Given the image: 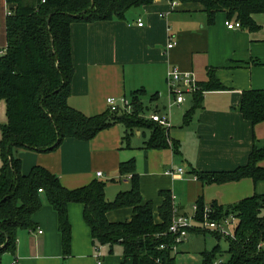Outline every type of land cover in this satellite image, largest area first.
I'll use <instances>...</instances> for the list:
<instances>
[{"label":"crops","instance_id":"obj_1","mask_svg":"<svg viewBox=\"0 0 264 264\" xmlns=\"http://www.w3.org/2000/svg\"><path fill=\"white\" fill-rule=\"evenodd\" d=\"M6 10L7 5L0 32L4 36ZM261 14L253 15L261 27L259 30L229 29L225 13H218L215 22L209 24L200 5L180 2L172 9L168 0H155L150 5L130 9L122 19L74 22L71 46L75 72L68 104L95 116L108 110L109 97L119 102L126 99L130 104L139 93L151 107L148 118L153 114L167 117L169 114L170 146L147 148L150 132L141 129L135 130L127 145L125 127L115 124L90 140L67 137L53 151L19 153L23 173L28 174L36 165L45 167L70 189L105 177L110 181L105 189L106 198L114 200L118 193L132 187V175H121L119 168L134 159L141 193L146 201L153 202L156 221H160L158 210L163 190L171 192L174 209L188 215L199 201L205 206L229 208L254 194L263 195L264 180L255 183L245 178L220 184L206 183L201 178L203 174L244 167L254 147L264 148V122L253 125L238 108L244 91L264 89V14ZM171 37L176 45L168 48ZM174 67L192 73L197 84L209 81V71L215 69L216 77L227 89L206 91L202 107L191 110L194 93L187 94L182 103L175 102L171 93L168 73ZM135 135L147 138L138 144ZM259 165L264 168V160ZM179 169L183 173L176 174ZM169 170L176 171V175L169 174ZM178 190L182 191L180 195ZM107 216L112 222H125L132 218L133 210L123 207L109 211ZM69 217L73 224L69 257L63 255L57 213L44 203L34 216L36 229L29 230L25 237L22 232L16 254L4 253L0 264H11L15 259L17 264H133L131 258H125L123 248L119 249L122 246L97 247L93 243L82 204L71 203ZM43 225L52 233L43 229ZM206 232L195 222L176 253H183L194 238L200 241V235ZM205 251H200L198 259L190 264H203ZM175 257L176 264H189L178 260L177 254Z\"/></svg>","mask_w":264,"mask_h":264},{"label":"trees","instance_id":"obj_2","mask_svg":"<svg viewBox=\"0 0 264 264\" xmlns=\"http://www.w3.org/2000/svg\"><path fill=\"white\" fill-rule=\"evenodd\" d=\"M154 1L0 0V31L4 6L7 5L4 12L6 43L0 44V101L4 100L7 106V120L1 126L0 135V258L7 252L15 254L20 229H36L34 216L45 202L57 213L63 255L69 257L73 241L69 205L80 203L97 247L120 245L125 258H131L133 264H176L172 249L174 238L168 232L174 217L173 196L168 190L161 191L160 221H156L153 202L146 201L141 193L140 175L134 159L122 163L119 168L121 175H132L131 189L109 200L105 194L107 181L96 179L70 189L62 185L57 174L45 167L36 165L28 174L23 173L22 160L14 154L15 148L53 151L67 137L90 140L115 124L125 127L127 145L135 130L141 129L150 132L147 148L170 146L169 131L147 117L151 107L145 104L139 93L128 107L120 111L108 108L95 116H88L68 104L75 72L72 24L122 19L130 9ZM179 1L200 5L207 13L209 24L215 22L218 13H225L227 20L240 21L242 28L251 31L261 28L253 15L264 14V0ZM209 75V81L198 84L200 89L194 93L191 110L202 107L206 91L227 89L216 77L215 69H211ZM238 108L253 125L264 122V89L244 91ZM263 160L264 148L254 147L244 167L203 174L201 178L206 183L221 184L245 178L257 183L264 180V168L259 165ZM197 205L198 218L202 219L205 204L199 201ZM123 207L132 208V218L125 222L110 221L107 213ZM212 207L215 217L223 219V213L229 215L232 209L238 219L235 237H226L229 258L221 264H264V245H261L264 244V194L247 197L225 211L217 205ZM213 235L218 240L222 238ZM162 244L167 247L161 248ZM216 256V252H202V263L213 264Z\"/></svg>","mask_w":264,"mask_h":264},{"label":"built area","instance_id":"obj_3","mask_svg":"<svg viewBox=\"0 0 264 264\" xmlns=\"http://www.w3.org/2000/svg\"><path fill=\"white\" fill-rule=\"evenodd\" d=\"M170 6L172 9L176 8L179 4V0H172L170 1ZM165 14H161V16H164ZM139 25H143L142 21L138 22ZM226 25L229 29H238L241 28L240 21L236 20H227ZM176 45V42L171 37L168 42V48H172ZM168 83L169 87L171 89V93L174 96L175 102L182 103L186 100L187 94H192L197 92L200 88L197 83L194 82V78L192 76V73L189 72H183L179 68H172L168 73ZM109 109L111 111H120L123 108L128 107L129 102L126 99H122L120 102L117 101L115 97H109L107 99ZM151 118L159 123L161 126H163L166 129H170L171 127V121L167 116H162L159 114H153ZM169 174L176 175L183 173L182 169L178 170V173L174 170H169ZM176 173V174H175ZM98 175L101 176L102 172H98ZM198 205L193 206V214L188 215L185 213L179 212V210L174 209V217L172 220V223L169 228V233L174 238V244L172 245L173 252H177L179 244H181L184 239L189 235L191 229L193 228L195 222H199L203 229L212 231V233H217L218 235H221L222 237H235V231L233 232V235L229 233V227L233 223H235V216L230 215L228 217H224L220 221L213 220V215L215 214V211L213 207L211 206H205L203 218H198ZM38 232L41 234L43 231L41 229H38ZM264 245V244H261ZM166 244H162L161 248H166ZM11 264H17V260L15 259Z\"/></svg>","mask_w":264,"mask_h":264},{"label":"rangeland","instance_id":"obj_4","mask_svg":"<svg viewBox=\"0 0 264 264\" xmlns=\"http://www.w3.org/2000/svg\"><path fill=\"white\" fill-rule=\"evenodd\" d=\"M135 10V9H134ZM261 15H263V14H261ZM2 31V30H1ZM0 31V32H1ZM5 36L3 35V34H0V44L1 45H3L4 43H5ZM172 97V96H171ZM171 97H168V99L171 101L172 99H171ZM186 104H188V103H186ZM155 106L156 105H154V107L153 108H155ZM168 107H169V105H168ZM6 109H7V106H6V103H5V101L4 100H1L0 101V135H1V126L3 125V124H5V122H6V120H7V112H6ZM168 115V117L170 118V116H169V114H167ZM169 120H171V119H169ZM135 138V140L138 142V144H142L143 143V141L144 140H146V138L147 137H138L137 135H135L134 136ZM29 149H26V148H15L14 149V154H15V156L16 157H19L18 155H19V153H21V152H24V151H28ZM32 151V150H31ZM0 166H1V156H0ZM186 175H189L190 176V174H188L187 172H186ZM102 180H104V181H107L109 184L108 185H110V181H108L105 177H103L102 178ZM179 195L182 193V191L181 190H178V192H177ZM177 194V195H178ZM45 204H48L47 202H45ZM197 204V202L196 203H194L193 204V206L194 205H196ZM48 205H50V204H48ZM192 206V207H193ZM52 207V206H51ZM53 208V207H52ZM231 207H229V208H224V211L225 210H228V209H230ZM215 211V210H214ZM231 213L228 215V216H230V215H235L234 213H232V209H230L229 210ZM38 213V212H37ZM36 213V214H37ZM35 214V215H36ZM193 214V213H192ZM191 215V214H190ZM215 215H216V212H215ZM215 215H213L212 217H213V220H217V221H220L222 218H219L218 216L217 217H215ZM226 214H225V212L223 213V216L224 217H228ZM223 217V218H224ZM237 222H238V219H237V217H235V223H233L232 225H230V227H229V233L231 234V235H233V232H234V228L236 227V224H237ZM44 223H46V221L44 220ZM47 223H48V225H49V220H48V218H47ZM72 223V222H71ZM73 225V224H72ZM45 225H43L42 227H43V229H46L47 230V232H50V233H52V231L50 230V228L49 227H44ZM22 232H24V237L26 236V235H28L29 234V229H20L19 231H18V233H17V244H16V252H17V248H18V238H20V236H21V233ZM213 234H216V235H218L217 233H212V231H207L205 234H203V235H200V241L199 240H196V238H194L195 240H192V243H191V245H190V247H188L186 250H184L183 251V253H174L175 255L177 254V258H178V260H180V261H186L187 263H194V261L196 260V259H198V256H199V252L200 251H202V250H207V251H209V252H216L217 253V256H216V259L215 260H218V261H216V264H219V261L220 260H222V261H226L228 258H229V242H228V240L226 239V237H222L219 241L214 237V235ZM27 241V243H28V240H26ZM217 244H219L220 245V247H217ZM117 246H119V245H117ZM119 249H122V247L121 248H119ZM16 252H15V254H16ZM185 252V253H184ZM196 263V262H195Z\"/></svg>","mask_w":264,"mask_h":264},{"label":"water","instance_id":"obj_5","mask_svg":"<svg viewBox=\"0 0 264 264\" xmlns=\"http://www.w3.org/2000/svg\"><path fill=\"white\" fill-rule=\"evenodd\" d=\"M13 7L12 5L10 6V8Z\"/></svg>","mask_w":264,"mask_h":264}]
</instances>
